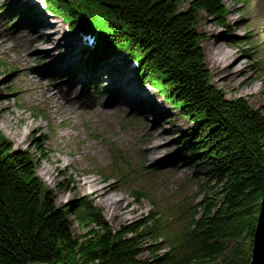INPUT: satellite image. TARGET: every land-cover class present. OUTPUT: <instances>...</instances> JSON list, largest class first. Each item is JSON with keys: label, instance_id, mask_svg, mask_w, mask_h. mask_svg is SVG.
<instances>
[{"label": "trees", "instance_id": "16d2710c", "mask_svg": "<svg viewBox=\"0 0 264 264\" xmlns=\"http://www.w3.org/2000/svg\"><path fill=\"white\" fill-rule=\"evenodd\" d=\"M46 1L71 28L98 35L96 58L111 49L137 62L140 79L191 121L183 153L195 167L210 165L213 183L187 222L166 232L155 215L115 230L85 200L75 213L86 231L77 233L73 205H57L36 159L0 132V264H250L264 194V107L229 98L212 80L198 25L202 14L222 23L224 1L190 0L187 9L184 0ZM165 240L168 251L143 256Z\"/></svg>", "mask_w": 264, "mask_h": 264}, {"label": "rangeland", "instance_id": "374dc122", "mask_svg": "<svg viewBox=\"0 0 264 264\" xmlns=\"http://www.w3.org/2000/svg\"><path fill=\"white\" fill-rule=\"evenodd\" d=\"M189 1L184 0L183 9L188 8ZM33 3V0H0V36H4L0 39V131L17 149H24L36 159L38 175L55 192L57 205H73L77 233L86 231L75 213L77 204L85 200L96 204L115 230L138 226L154 215L165 226L164 232L171 225L185 224L202 199L203 189L213 183L208 173L210 165L202 164L196 172L181 150L180 134L189 132V120L137 82L135 76L132 82L128 80L122 86L130 96L131 90L140 94L139 89L146 98L139 101V106L127 104L126 98L118 96V103H114L111 98L116 92L110 86L115 82L116 69L122 77L121 71L128 69L132 73L131 66L123 67L125 62L121 60L113 75L107 74L106 68L75 69L64 45L68 40L76 41L77 33L69 32L56 15L45 18ZM225 3L231 9L227 22L232 31L206 14H202L198 25L200 32L206 34L202 41L206 64L213 82L229 98L244 97L254 108L264 107V0H225ZM28 4L36 12L24 7ZM38 18L41 25L44 21L51 25L40 29L32 22ZM64 26L67 32L63 31ZM30 31L38 35L47 32L49 36L40 38L47 40L45 46L51 47L53 43L52 48L38 47L39 42ZM62 42L65 44L61 46ZM216 44L218 49L222 47L220 51L214 50ZM227 51L232 54L221 57ZM57 53L67 55L59 58ZM213 55L228 70L233 64L231 59L241 61L234 69L236 73L241 70L235 81L220 80V66ZM113 56L101 65L109 63L111 57L117 58ZM21 57H27L29 63L20 62ZM64 60L67 64L59 66V61ZM35 66L38 68L33 69ZM100 73L102 78L98 76ZM99 81L102 85L97 89ZM36 82L37 87L42 83L59 86L71 99L78 96L81 103L89 99L95 107L107 108V112H94V109L88 114L70 115L61 109L53 110L42 89L34 88ZM75 107L80 108V104L76 103ZM38 125L45 126L43 138L34 128ZM158 141V153L150 158L141 146ZM92 180L113 185L115 198L124 207L118 209L120 217L93 194ZM152 245L153 249L145 248L146 258L169 250L166 240Z\"/></svg>", "mask_w": 264, "mask_h": 264}, {"label": "bare ground", "instance_id": "6f19581e", "mask_svg": "<svg viewBox=\"0 0 264 264\" xmlns=\"http://www.w3.org/2000/svg\"><path fill=\"white\" fill-rule=\"evenodd\" d=\"M47 25H49L47 23V21H45ZM49 36L47 34V32H44V33H41L39 36ZM41 41H43L41 44L38 45V47L40 48H44V47H47L46 49L47 50H50L53 46V43L50 44L51 47H48V46H45L44 43L45 41H47L46 39L44 38H41ZM36 42H38V40H36ZM78 42V40L76 39V41H73V45H75L76 43ZM61 46L65 44V42H62V43H59ZM59 46V45H58ZM216 46V47H215ZM65 48H68L70 50V48L72 47L71 46V42L68 41V44L64 45ZM217 44L214 45V50H217ZM222 49V47H219V49L217 51H220ZM213 50V48H212ZM77 51L71 58H73V61L72 62H80L82 59L84 60V55L82 53V51L79 50V48H76ZM228 53H231L232 52H224L221 54V57H228ZM57 57L61 58L60 57V53H57ZM213 58L216 60L215 56L213 55ZM70 59V58H69ZM237 58H235L234 60L231 59V62L233 63L231 65V67H229V70L228 68L225 66H223L219 61L216 60V63L219 64L220 66V70H221V76H220V80H224L226 82L228 81H235L236 80V77H238V75H240L241 73V70L236 73V71L234 72V69L238 66V63L241 62L240 60L237 61L236 60ZM20 61L22 60L23 62H29V59L27 57H21L19 59ZM120 59L119 58H114L112 60L113 63H116L118 62ZM59 66H64L65 64H67V60H64V61H59ZM60 69H62L61 67H58ZM69 68V67H68ZM106 68V71H107V74H110V68L108 66H105L103 67V69ZM238 69V68H237ZM230 73H233V75H229ZM111 75V74H110ZM113 75V74H112ZM116 79L114 78L115 82L112 83V85L110 86V89L111 90H114L116 93L115 95L113 94V97L111 98V100L114 102V103H118L117 99L118 97L119 98H126L128 103L127 104H134V105H137L139 106L140 105V100L143 101V95H144V92L139 90L138 89V92L137 94H134V90H131V96L129 95L128 93V89L126 88L125 90V87H123L122 85L124 83H127L128 80H132V76L129 74V76H125L123 79L115 76ZM28 78V77H27ZM111 79V77H110ZM118 84V85H117ZM117 85V86H116ZM42 89V93L46 95V100L51 104V108L53 110H57V109H61L63 110L64 112H67L69 113L70 115H73V114H78V110L77 109H74L72 107V99L65 95L64 98L66 99V101L62 100L59 93H60V90L58 91H55L53 89V86L52 85H46V86H43L41 87ZM57 89V87H56ZM133 92V93H132ZM118 96V97H116ZM84 102H91L89 99H86ZM122 102V104L125 103V101H120ZM95 109V110H94ZM117 110V107L115 108ZM94 112H101V113H106L107 110H104L103 107H95L93 108ZM92 110V111H93ZM148 113L150 112V110H147ZM58 113H62L61 111H58ZM84 114H88V113H84ZM35 130L38 131L37 133L40 134V138H43L44 137V128L45 126L41 127L40 125L38 126H34ZM157 132H155L156 134ZM163 133H165V130H163L162 132V135ZM154 134V136H155ZM161 135V136H162ZM164 143V142H162ZM160 144V142H153V143H146L144 145L141 146V148L143 150H146L147 153H148V156L150 158H152L154 155H156L158 153V150H156L157 146ZM93 147V146H92ZM94 148V147H93ZM91 182L92 183V192L93 194L98 198L100 199V201H102V203L107 207V208H113V213H115V215L117 217H120L122 214L118 213V209H123V205L121 202H119L118 198H115L116 195L114 193V188H113V185L112 184H108V182H100V181H95V180H92Z\"/></svg>", "mask_w": 264, "mask_h": 264}, {"label": "water", "instance_id": "95a60500", "mask_svg": "<svg viewBox=\"0 0 264 264\" xmlns=\"http://www.w3.org/2000/svg\"><path fill=\"white\" fill-rule=\"evenodd\" d=\"M49 264V263H28ZM250 264H264V194L261 200V209L257 216L251 247Z\"/></svg>", "mask_w": 264, "mask_h": 264}]
</instances>
